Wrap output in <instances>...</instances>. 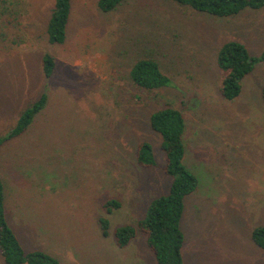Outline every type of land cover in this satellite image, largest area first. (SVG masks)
Masks as SVG:
<instances>
[{
  "label": "rangeland",
  "instance_id": "1",
  "mask_svg": "<svg viewBox=\"0 0 264 264\" xmlns=\"http://www.w3.org/2000/svg\"><path fill=\"white\" fill-rule=\"evenodd\" d=\"M97 2L71 0L66 41L51 45L53 0H0V137L48 96L30 128L0 146L7 220L23 248L61 264H155L145 237L120 248L113 230L135 224L169 190L149 116L171 106L184 117L183 162L198 180L184 199V264H264L251 240L264 226V63L226 101L215 59L227 41L261 53L264 7L218 18L170 0H125L107 13ZM45 53L55 61L49 81ZM143 58L155 60L172 85L137 89L129 71ZM142 141L152 145L156 167L136 162ZM108 199L121 207L105 213ZM99 217L109 221L106 237Z\"/></svg>",
  "mask_w": 264,
  "mask_h": 264
},
{
  "label": "trees",
  "instance_id": "2",
  "mask_svg": "<svg viewBox=\"0 0 264 264\" xmlns=\"http://www.w3.org/2000/svg\"><path fill=\"white\" fill-rule=\"evenodd\" d=\"M125 0H98L97 7L107 13L121 5ZM188 7L193 11L218 18H230L244 10H258L264 7V0H170ZM71 12V0H53V7L46 25V36L51 45H61L66 41V31ZM216 65L221 72L220 96L226 101L235 100L241 93L242 80L259 63H264V49L258 56H251L246 47L237 41H227L216 54ZM44 77L49 81L55 71V61L45 53L41 57ZM129 79L139 90L152 91L172 85L170 77L162 72L159 64L151 58L137 60L129 71ZM261 100L264 104V84L261 88ZM48 96L44 91L39 98L24 108L15 125L0 137V146L26 132L35 117L47 106ZM150 128L161 138V150L165 156L163 168L171 178L166 194L154 198L145 209V215L135 224H124L113 230L115 244L124 248L140 234L155 264H184L182 247L184 234L181 219L184 211V199L195 192L198 186L196 176L184 165V135L186 123L180 111L165 106L149 116ZM136 162L145 168L156 167L153 147L149 142H139L136 147ZM7 193L0 175V257L3 264H61L54 256L41 250L26 252L18 236L8 223L6 215ZM121 207L117 199H108L102 203V210L110 214ZM98 223L103 236L109 234V221L99 217ZM252 242L264 250V226L255 227L251 232Z\"/></svg>",
  "mask_w": 264,
  "mask_h": 264
}]
</instances>
